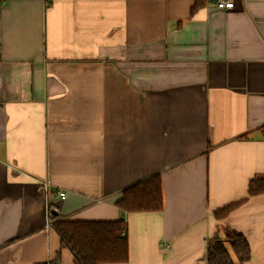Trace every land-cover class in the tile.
Returning a JSON list of instances; mask_svg holds the SVG:
<instances>
[{
    "label": "crops",
    "instance_id": "0c3cea01",
    "mask_svg": "<svg viewBox=\"0 0 264 264\" xmlns=\"http://www.w3.org/2000/svg\"><path fill=\"white\" fill-rule=\"evenodd\" d=\"M210 1L0 0V264H78L49 205L126 221L101 264H205L226 228L264 264V0ZM155 174L161 210L115 204Z\"/></svg>",
    "mask_w": 264,
    "mask_h": 264
},
{
    "label": "trees",
    "instance_id": "16d2710c",
    "mask_svg": "<svg viewBox=\"0 0 264 264\" xmlns=\"http://www.w3.org/2000/svg\"><path fill=\"white\" fill-rule=\"evenodd\" d=\"M264 191V179L250 180L248 193ZM240 201L228 204L214 211L217 219L224 218ZM115 204L125 212L159 211L163 206L162 183L159 174L138 181L122 190L121 197ZM54 208L51 227L78 264H101L124 262L128 259L127 223L117 220H69L59 218ZM231 252L235 256L232 258ZM250 256L247 238L241 232L225 229L224 238L213 235L208 239L205 264H237ZM56 255L47 264H55Z\"/></svg>",
    "mask_w": 264,
    "mask_h": 264
},
{
    "label": "built area",
    "instance_id": "2783aa9c",
    "mask_svg": "<svg viewBox=\"0 0 264 264\" xmlns=\"http://www.w3.org/2000/svg\"><path fill=\"white\" fill-rule=\"evenodd\" d=\"M211 4H213L215 7L217 8H231L233 6V0H211L210 1ZM42 188L46 191L49 190V182L48 181H43L42 182ZM65 192L58 189L56 190V196L59 198H64L65 197ZM52 213L49 212L48 213V219L46 221V226L50 227L51 223H52ZM164 246H166L164 244Z\"/></svg>",
    "mask_w": 264,
    "mask_h": 264
},
{
    "label": "water",
    "instance_id": "95a60500",
    "mask_svg": "<svg viewBox=\"0 0 264 264\" xmlns=\"http://www.w3.org/2000/svg\"><path fill=\"white\" fill-rule=\"evenodd\" d=\"M52 212H53V213H56V210H55V209H53V210H52Z\"/></svg>",
    "mask_w": 264,
    "mask_h": 264
}]
</instances>
